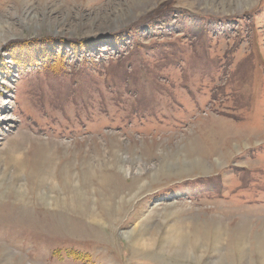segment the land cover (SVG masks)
<instances>
[{"label": "rangeland", "instance_id": "rangeland-1", "mask_svg": "<svg viewBox=\"0 0 264 264\" xmlns=\"http://www.w3.org/2000/svg\"><path fill=\"white\" fill-rule=\"evenodd\" d=\"M0 264H264V0H0Z\"/></svg>", "mask_w": 264, "mask_h": 264}, {"label": "trees", "instance_id": "trees-1", "mask_svg": "<svg viewBox=\"0 0 264 264\" xmlns=\"http://www.w3.org/2000/svg\"><path fill=\"white\" fill-rule=\"evenodd\" d=\"M74 254V253H73ZM76 258H77V255H76Z\"/></svg>", "mask_w": 264, "mask_h": 264}]
</instances>
